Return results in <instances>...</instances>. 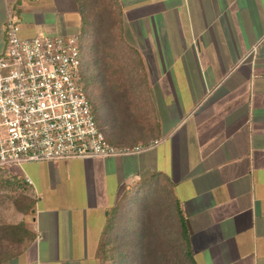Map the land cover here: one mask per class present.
Listing matches in <instances>:
<instances>
[{"label": "crops", "instance_id": "1", "mask_svg": "<svg viewBox=\"0 0 264 264\" xmlns=\"http://www.w3.org/2000/svg\"><path fill=\"white\" fill-rule=\"evenodd\" d=\"M7 1L0 53L8 6L21 37L80 34L76 0ZM119 3L156 144L131 157L24 164L18 189L0 181V230L30 235L3 264H103L105 226L132 224L123 200L153 183L178 201L196 264H264V0ZM12 193L26 198L7 205ZM1 245L12 247L2 234Z\"/></svg>", "mask_w": 264, "mask_h": 264}, {"label": "trees", "instance_id": "2", "mask_svg": "<svg viewBox=\"0 0 264 264\" xmlns=\"http://www.w3.org/2000/svg\"><path fill=\"white\" fill-rule=\"evenodd\" d=\"M76 2L81 18V81L86 93L84 76L89 74L93 90L89 97L87 94L86 96L98 128L109 143L118 147L134 146L141 141L142 144L154 141L152 134L157 123L147 94L145 72L138 55L124 44L119 0ZM84 42L89 43V50L84 48ZM83 51L87 53V63H84ZM96 102L99 103L97 110L94 109ZM102 112L109 113L107 127L103 125L106 120L104 115H101ZM0 181L18 189L22 179L8 170L0 169ZM144 192L145 197L141 199L136 195L134 203H130V199L126 200L125 207L132 215H129L132 224L115 225L112 220L107 223L103 232L105 238L97 249V257L106 262L110 261L111 264H196L184 216L178 201L172 197L170 188L153 183L145 187ZM165 197V203L162 205L159 198ZM154 200V204L158 205L156 209L153 208L156 210L155 215L152 209H148ZM124 203L125 201L121 207ZM163 206L168 212L174 249L170 243L161 241L163 230L167 227H163L161 222L156 224V228L153 227L155 221L162 220ZM31 207L32 204H26V212ZM122 209L124 210L123 207ZM122 213L127 212L124 210ZM115 214L116 210L112 217H115ZM154 232L155 239L148 241ZM0 234L12 244V247L0 246L1 252L5 254L0 260V264H3L15 255L14 251L20 248L23 238H29L30 235L23 225L4 226ZM12 249L14 251L10 253Z\"/></svg>", "mask_w": 264, "mask_h": 264}, {"label": "built area", "instance_id": "3", "mask_svg": "<svg viewBox=\"0 0 264 264\" xmlns=\"http://www.w3.org/2000/svg\"><path fill=\"white\" fill-rule=\"evenodd\" d=\"M3 32L0 169L10 172L11 166L29 163L131 157L156 144L118 147L107 141L82 85L79 35L21 37L12 6Z\"/></svg>", "mask_w": 264, "mask_h": 264}, {"label": "rangeland", "instance_id": "4", "mask_svg": "<svg viewBox=\"0 0 264 264\" xmlns=\"http://www.w3.org/2000/svg\"><path fill=\"white\" fill-rule=\"evenodd\" d=\"M78 35H79V33H78ZM84 44V48L87 50V48H88V50H89V43H87V42H84L83 43ZM83 60H84V63H87L88 61V57H87V53H84V51H83ZM84 84H85V87H86V94L88 95V97H89V95H90V93H91V91L93 90L92 89V81H91V78H90V76H89V74H86V76H84ZM95 106L96 107H94V109H96L97 110V108L99 107V103L98 102H96V104H95ZM100 106H102V104H101V102H100ZM104 112H102V114L101 115H104V120H106V121H103V125L105 126V127H107L108 126V122H107V116L109 115V113L107 114H103ZM9 170H10V173L12 174V175H14V176H20V170H19V167H16V166H11L10 168H9ZM144 188H145V186H144ZM148 191V190H147ZM14 192V191H13ZM144 193V194H143ZM167 193V192H166ZM138 196L139 198H143V197H145V192H144V189H141V190H137V191H135L134 193H131L128 197H126L127 199H130V203H132L133 202V199L135 198V196ZM148 196V195H147ZM162 195H161V193H160V197H161ZM26 198V196H25V194H17V193H12V194H9V196H7L6 197V203H7V205H13V203H15V202H21V201H23L24 199ZM126 198L123 200V201H126ZM165 199H166V197L165 198H159V203H161L162 205L165 203ZM126 203H127V201L122 205V207L124 208V210H125V212H127L126 213V215H131V213L127 210V208L125 207L126 206ZM129 203V202H128ZM134 203V202H133ZM152 205L151 206H149L148 207V209H152L153 210V214L155 215L156 214V210H154L153 208H157L158 207V205H155L154 203H155V200L154 201H152ZM165 206H163V209H164V211H163V216H162V220L161 221H155V223L153 224V227L154 228H156L157 226H156V224L158 225V223L159 222H161V223H163V227H167L166 229H165V231L163 230V232H164V235L161 237V241H163V242H168V243H170L172 246H173V244H174V241H173V234H171L172 232H171V229H170V222H169V218H168V212H166V210H165V208H164ZM132 216V215H131ZM135 218V217H134ZM160 223V224H161ZM158 228H159V226H158ZM162 232V233H163ZM156 235V232H154L153 233V236L151 237V236H149V238H148V241H150V240H154L155 239V236ZM172 241H173V244H172ZM173 249H174V246H173ZM1 251V250H0ZM2 254V253H1ZM148 256V254L146 255V257ZM151 257V255L149 254V258ZM102 261V263L103 264H111V262L110 261H104V260H101Z\"/></svg>", "mask_w": 264, "mask_h": 264}]
</instances>
